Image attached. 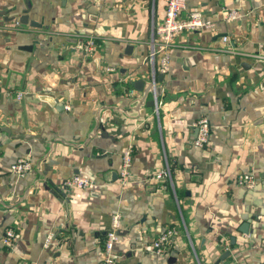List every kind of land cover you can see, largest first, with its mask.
<instances>
[{"label": "crops", "instance_id": "obj_1", "mask_svg": "<svg viewBox=\"0 0 264 264\" xmlns=\"http://www.w3.org/2000/svg\"><path fill=\"white\" fill-rule=\"evenodd\" d=\"M232 8L241 17L224 19ZM195 10L212 25L176 36L157 81L159 114L104 109L105 129L76 147L66 142L87 138L102 105L127 107L153 79L146 58L166 0H0V126L11 129L0 130V264H101L116 212L115 264L264 262V0H187L183 16ZM22 14L42 27L9 19ZM90 37L96 48L86 52ZM203 117L211 134L198 147ZM56 138L66 142L55 141L39 180L37 162ZM127 149L131 178L122 184ZM21 158L34 166L18 177L11 167ZM168 168L171 177H156ZM245 173L254 188L238 182ZM75 174L92 186H66ZM8 228L17 233L10 247ZM170 228L179 234L158 254L153 241Z\"/></svg>", "mask_w": 264, "mask_h": 264}, {"label": "built area", "instance_id": "obj_2", "mask_svg": "<svg viewBox=\"0 0 264 264\" xmlns=\"http://www.w3.org/2000/svg\"><path fill=\"white\" fill-rule=\"evenodd\" d=\"M187 0H166V11L164 21L154 27V38L151 51L147 56V60L153 67V78L156 79V73H167L170 69L171 63V49L174 46V40L177 35L185 31H198L202 28L212 25L209 20L204 18L203 12L195 10L189 12L186 16H183V12L186 9ZM241 12L237 8L225 9L223 11V17L226 20H235L241 17ZM224 40H229L228 36L223 37ZM96 48V40L94 37H90L85 44L86 52H93ZM107 71L114 70L113 67L107 66ZM157 84V83H156ZM22 93L18 94L21 98ZM162 105L161 98L156 101L155 112L159 114L160 106ZM195 127L198 129L197 137L194 144L198 147L205 146L211 134V124L207 117H203L195 122ZM133 163V155L130 149H127L123 153V164L120 170V181L122 184H127L131 178V167ZM33 162L28 158H21L14 164H12V172L18 177L25 176L30 170L33 169ZM157 178L171 177L170 169H163L156 175ZM238 182L248 188H254L257 180L254 174L245 173L239 176ZM65 185L68 187L77 188H89L93 182L91 178L75 174L71 178L65 180ZM122 227V214L116 212L112 215L111 225L106 232L104 239V255L101 264H115L116 253L115 245L120 237V231ZM179 234L176 228H170L162 232L154 241L153 248L158 254H165L168 247L173 243L174 238ZM15 228H8L4 237V243L7 246H13L16 240ZM56 238L55 233H50L46 240V246ZM261 264H264L261 263Z\"/></svg>", "mask_w": 264, "mask_h": 264}, {"label": "water", "instance_id": "obj_3", "mask_svg": "<svg viewBox=\"0 0 264 264\" xmlns=\"http://www.w3.org/2000/svg\"><path fill=\"white\" fill-rule=\"evenodd\" d=\"M10 21H14V22H19L21 24H30L31 26H35V27H42V24L36 20L30 19V16L28 14H22L21 16H19V18L16 17H12L9 18ZM7 20V18H6ZM163 77L164 75L162 73H160L158 75L157 80H155L154 78L152 80H143V82L141 81L140 83L142 84L139 87V91H141V95L137 96L136 98H133L127 107H123V106H117V105H102V107L99 108V110L97 111L96 117H95V125L92 128V130L89 132L87 138L83 141V142H66L61 138H56L54 140L51 141H47V146H48V151L47 153L37 162V169L38 172L40 173L41 177L39 180H44L47 179L46 178V172L45 170L41 169V163L43 160H46L52 149H53V145L55 143V141L57 140H61L62 142H66L68 144H71L73 146L76 147H83V146H87L98 134L99 129L103 130L105 129V126L102 125L101 122V114L102 111L104 109H111L114 112H119L122 114H125L127 116H131V117H135V116H140L142 113V110L146 107H155L156 106V101L159 100L162 96V91H163V86L161 84H156L157 81L159 80L160 82L163 81ZM151 96V98H150ZM0 130L3 131H7L8 133H11V129L8 127H4V126H0ZM196 130V134H197ZM50 165V164H49ZM50 168V166L48 167V169ZM118 176L117 172L113 173V178L116 179ZM37 180L34 185L38 184ZM31 188H28L24 195L21 196L17 202H15V204H18L19 202L25 200L30 192ZM1 203L4 204L5 206H12V205H8L6 204L3 200H1ZM243 230V228H241ZM245 231V230H243ZM230 253L229 251L227 252V254Z\"/></svg>", "mask_w": 264, "mask_h": 264}]
</instances>
